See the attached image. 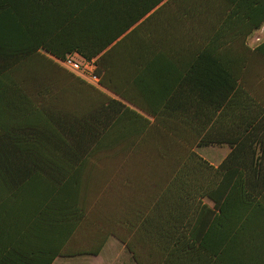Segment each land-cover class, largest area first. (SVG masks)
<instances>
[{
    "label": "trees",
    "instance_id": "1",
    "mask_svg": "<svg viewBox=\"0 0 264 264\" xmlns=\"http://www.w3.org/2000/svg\"><path fill=\"white\" fill-rule=\"evenodd\" d=\"M263 21L264 0H0V264L109 237L135 264H264Z\"/></svg>",
    "mask_w": 264,
    "mask_h": 264
},
{
    "label": "rangeland",
    "instance_id": "2",
    "mask_svg": "<svg viewBox=\"0 0 264 264\" xmlns=\"http://www.w3.org/2000/svg\"><path fill=\"white\" fill-rule=\"evenodd\" d=\"M262 40L263 37L256 35L251 37L247 41V44L249 47H255ZM194 151L201 158L216 167L226 157L229 152V148L226 145H211L197 147ZM204 203L209 207L212 206V203L207 199H204ZM65 261L66 264H135L124 246L114 237L108 238L100 256L98 257L80 256Z\"/></svg>",
    "mask_w": 264,
    "mask_h": 264
},
{
    "label": "built area",
    "instance_id": "3",
    "mask_svg": "<svg viewBox=\"0 0 264 264\" xmlns=\"http://www.w3.org/2000/svg\"><path fill=\"white\" fill-rule=\"evenodd\" d=\"M57 62L63 69L78 76L96 89H101L99 78L95 73V65L93 61H86L77 53L68 54L61 61Z\"/></svg>",
    "mask_w": 264,
    "mask_h": 264
},
{
    "label": "crops",
    "instance_id": "4",
    "mask_svg": "<svg viewBox=\"0 0 264 264\" xmlns=\"http://www.w3.org/2000/svg\"><path fill=\"white\" fill-rule=\"evenodd\" d=\"M256 35H260L261 37H263L264 38V21L262 22V24H261V26L257 29V30H255V31H253L248 37H247V41L251 38V37H253V36H256ZM248 45V44H247ZM249 46V45H248ZM103 250V249H102ZM102 252V251H101ZM101 252H100V254H101ZM100 254L99 255H97V256H92V257H98V256H100ZM75 258V257H74ZM68 259H71V258H56L53 262H52V264H66L65 262V260H68Z\"/></svg>",
    "mask_w": 264,
    "mask_h": 264
}]
</instances>
